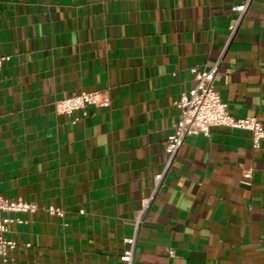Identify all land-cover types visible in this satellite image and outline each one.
Listing matches in <instances>:
<instances>
[{"label": "crops", "instance_id": "1", "mask_svg": "<svg viewBox=\"0 0 264 264\" xmlns=\"http://www.w3.org/2000/svg\"><path fill=\"white\" fill-rule=\"evenodd\" d=\"M243 1L0 0V193L37 206L6 214L10 264H122L135 231L134 264H264V142L212 128L165 173L190 70L218 60ZM214 85L232 116L264 126V0ZM83 92L110 105L57 111Z\"/></svg>", "mask_w": 264, "mask_h": 264}, {"label": "built area", "instance_id": "2", "mask_svg": "<svg viewBox=\"0 0 264 264\" xmlns=\"http://www.w3.org/2000/svg\"><path fill=\"white\" fill-rule=\"evenodd\" d=\"M254 0H244L241 4L233 6L232 11L236 14L233 25L229 28L228 40L218 58V60L210 67L199 70L192 68L190 70L195 87L189 92L183 93L176 103V107L180 112V119L174 127L166 143V153L168 155V163L166 171H168L172 162L180 152L185 141L188 138L198 136H209L211 129L216 127L231 128L249 132L252 137V147L257 150L264 142V126L254 117L235 118L229 113L228 105L224 103L215 90V79L220 73V68L225 54L233 42L240 25L244 22L246 14ZM9 57L0 58V72L3 63L9 61ZM57 111L61 114L72 115L75 112H81L82 117L87 116V111L91 106L106 108L110 105L109 100L101 92H83L73 95L55 103ZM80 121L76 119L75 122ZM164 173L156 177V185L151 196L143 201L142 211L137 220V226L141 223L145 213L150 208L158 192L159 186L164 178ZM252 172L248 171L245 178L249 179ZM37 206L25 202L21 199L8 200L0 193V258L2 264H10L11 254L17 249L18 245L15 241L6 237L9 233V225L16 220L6 216L9 213H34ZM51 215L63 216L60 209L50 208ZM22 223V221H19ZM127 249L121 256L122 264H134V256L137 244V232L131 238L126 240Z\"/></svg>", "mask_w": 264, "mask_h": 264}]
</instances>
